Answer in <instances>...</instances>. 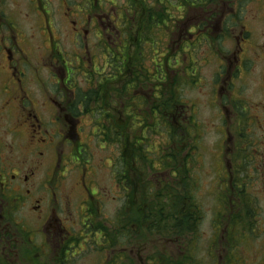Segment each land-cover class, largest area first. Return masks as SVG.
<instances>
[{
	"label": "flooded vegetation",
	"instance_id": "flooded-vegetation-1",
	"mask_svg": "<svg viewBox=\"0 0 264 264\" xmlns=\"http://www.w3.org/2000/svg\"><path fill=\"white\" fill-rule=\"evenodd\" d=\"M12 1L19 11L10 14L17 31L24 29L17 15L35 14L38 23L31 30L39 29L44 44L40 65L31 74L29 58L13 36L16 28L7 20L5 28L0 23V70L9 77L0 87V132L27 148L23 157L14 154L11 144H1L0 134V264H23L19 253L28 244L35 247V236L29 235L21 215L30 206L38 212V227L47 232L41 253L52 245L55 256L60 252L67 258L71 237L55 218V207L45 204L46 192L49 201L62 204L66 193L57 200L53 189L58 186H49L52 179L57 181L62 167L69 172L70 164L87 165L78 142L85 141L79 139L81 131L90 130L88 115L102 131L92 135L103 144L104 131L118 134L114 173L119 189L125 187V157L131 159V172H140V159L130 154L141 143L140 128L156 133L159 122L169 149L157 175L166 173L165 181L178 191L180 178L192 166L202 169L203 128L197 110L172 92L173 52L183 47L197 50L195 84L211 97L206 106L220 124V171L210 192L218 210L213 225L264 223V0H28L29 10L20 6L24 0ZM59 4L65 8L62 19ZM100 67L109 68L110 76L100 74ZM65 142L78 143L67 156ZM46 157L51 173L47 186L38 179ZM81 171L79 184L88 194L90 182ZM181 192L187 195L182 204L186 213L193 194L189 188ZM197 206L200 210L199 202Z\"/></svg>",
	"mask_w": 264,
	"mask_h": 264
},
{
	"label": "rangeland",
	"instance_id": "rangeland-1",
	"mask_svg": "<svg viewBox=\"0 0 264 264\" xmlns=\"http://www.w3.org/2000/svg\"><path fill=\"white\" fill-rule=\"evenodd\" d=\"M1 5L3 15L0 19L3 21L0 23L4 24L11 22L16 28V30H14L13 36L15 37L17 35L16 41L21 47L22 51L28 56L30 61L28 65L31 67V74H34L35 68L40 65V58L38 55L39 49L44 44L43 40L40 38V35H38L39 29L36 28L31 30V27L37 25L38 20L36 19L35 14L26 15V11L23 14L21 13L20 15H17V17L21 19L18 20L19 23L17 22V24H20L24 28L22 31L20 30L18 32L15 21L10 18L11 13L19 12L16 10L18 8L16 7V3L12 0H6L1 2ZM21 5L25 6L26 10H29L28 7H26L30 5L28 0H24L20 6ZM59 8L58 15L59 18L62 19L64 17L65 8L62 9L60 4ZM5 20H7V22H5ZM60 26L65 30L63 25L60 24ZM10 34H12V31L9 30L8 35ZM14 37L12 38L13 41H15ZM99 62L101 63V60H99ZM152 67L153 66H150L149 68ZM174 69L172 88L174 91L180 89L177 93L178 98L182 101H185L189 106H194V108H196L198 120L200 121V125L203 128V136L200 140L202 145V169L196 171V167H198L200 164L195 165V167L190 170L185 178H180L178 186L179 191L190 188L194 198L202 207V220L200 221V224L196 226L197 228L195 238H198V242L197 253H195L193 261H197L199 264H212L213 262H218L219 264H258L259 261L257 259L259 257L264 258V227L261 224L253 226L254 230L252 234L248 233L243 226L236 224L231 226L222 225L224 229L220 231L222 235L219 238L220 242H218L215 247L213 246L214 226L212 219L218 210L212 203V196H210V192L216 187L214 186L215 177L217 180V171H220V169H218L216 160L218 153L216 145L222 140L219 129L220 124L219 122L215 123V113L210 107L206 106L211 97H209L206 93L203 95L201 90L199 91L196 85H188L181 78L182 76H180L181 68L176 67ZM110 71L111 70L107 67H100L99 73L103 76H110ZM185 75L193 82L198 81V66L195 62H193L190 67L187 68ZM8 78V74L1 72L0 70V87L3 86L4 82H7ZM0 118L2 117L0 116ZM91 118L92 123H90ZM85 122L90 127V130L86 127L83 131H81L79 139L85 141L78 143L83 149H85V152L82 154V156L83 160H87V165L85 164L83 165V168H79L76 163L70 164L67 168L69 172H63L64 167H62V169L58 170L60 175L58 176L57 181L56 179H52L54 184L49 185L52 189L54 188L55 184L58 186V189L53 190H55L57 193V200L59 199V201L60 193H66L62 194L63 203L60 204V202H56L55 198L53 201H49V193L46 192L47 190L45 189L41 191L47 193L45 204L50 202V204L55 207V218L61 220L60 223H62L63 228L71 232V234L76 237H79V233H82L83 235V238L80 239L78 243H75L74 245L72 243L68 244V246L73 245L74 250L77 247L76 252L79 254L75 255V257L67 258V260L64 261L65 264H100L101 257L99 258L97 255L100 246L99 244L95 243V241L98 242V237L100 236L98 225H104L106 227L107 234L110 235L112 226L116 223L117 219L120 218V215H125L127 213V210L123 209L124 198L126 195L125 191H127V194L130 196L136 197L137 194H139L140 183V191L142 192V187H144L146 183H149V179H152L151 187H154L155 189H157L159 186L158 180L162 179L165 182V180L168 179V175L166 173L164 175H157L154 172H151L150 165L147 166L150 170L149 174L144 178L141 174V171L135 167L140 172H135L134 175L132 172L130 173L128 189L125 188L123 191L120 188V196H118V199L114 200L113 196H117V189H119L117 188V179L116 174L114 173L119 154L118 146L115 143L107 145L98 143L97 136L92 135V132L94 134L99 133L97 127L94 126V117H91V115L86 116ZM91 124L95 127V130L92 128ZM159 126L162 128L161 122H159ZM161 133L162 131H158L156 135H151L148 134L146 130H142L141 132V138H144L143 141L145 144L147 143L146 139H151V142L148 143L150 145L145 147L144 150L148 149L149 151H152L155 149L154 155L160 152V154L156 156V160L158 157L162 156V151H164L168 146V138L166 134L164 137H160ZM0 134L2 136V145L11 144V146L14 148V154H18L20 157L26 155L27 148L25 146H20L23 144V141L17 142V139L12 140L10 136L4 134V131H1ZM3 141L6 143H3ZM63 142L64 141H61V143ZM68 145L69 144L66 143V146ZM76 145L75 147H73L74 145H69L67 148H65V156H67L72 149H76ZM78 155L79 154L76 153L75 156ZM148 155L154 156L152 153H149ZM196 156L197 152L195 151L193 159L194 161L196 160ZM43 163L44 167L38 173V179L41 184L47 186L48 179L51 175L49 171L50 163L48 162L47 157L44 159ZM153 165L156 166L155 163H153ZM141 166H143L142 163ZM81 170H83L85 177L88 176L87 179L90 182V187L92 188V197L102 203L94 202V198L89 199V202L86 200L89 198V195H86L87 187L79 184L80 175L82 176ZM44 171H46L47 175L44 173ZM61 175H64V177ZM156 178L157 180H155ZM141 192L140 196L142 194ZM96 194L98 197H96ZM65 202L67 203V206L64 205ZM121 209L123 210L119 211ZM22 213L23 214L21 215L25 220V229L30 231L32 236H35L36 249H32L33 246L28 244V248L19 253L20 260L23 262V264H60V260H62V258L55 256L57 248L53 247L52 245L45 249L44 255L41 253L40 243L45 239V234L47 232L46 230L39 228L34 220V217L38 214V212L33 210L32 206H30L29 208L23 210ZM129 217L131 219L130 221H134L136 219L135 213L131 211L129 213ZM91 224L94 226L91 227ZM117 227L118 229L116 231H121L117 242H114L116 241L115 238L112 239V243L108 242L107 245L109 251L113 248H121L126 250V253L129 255L130 259L124 260V264H132V262L133 264H148L147 260H149L151 255H156L157 251L161 252L162 250H166L168 254L165 252L164 256L166 255L167 258H169V256H173L175 253V245L167 242L164 243V241H169L171 237L166 235L162 236L163 238H161L157 236V234L151 235L150 231H147V228L149 227L148 223L144 225V228H142V230L139 232L137 228L132 229L131 227H127V225L122 226L119 224ZM1 231L2 230L0 229V232ZM95 231H97V233H95ZM139 233H144V238L141 239ZM255 233L256 236H253ZM95 235H97L96 238ZM111 235L113 234L111 233ZM162 239L164 240L162 241ZM84 240H86V242ZM136 248H141L140 252H137ZM182 249L183 248H180V250H178V255H181L179 251L181 252ZM213 255H215V259H213ZM15 264H18V262Z\"/></svg>",
	"mask_w": 264,
	"mask_h": 264
},
{
	"label": "trees",
	"instance_id": "trees-1",
	"mask_svg": "<svg viewBox=\"0 0 264 264\" xmlns=\"http://www.w3.org/2000/svg\"><path fill=\"white\" fill-rule=\"evenodd\" d=\"M172 92H174L173 88ZM103 135L106 142H117L116 139H118V134L116 131L106 130L103 132ZM145 147L148 146H144L141 144L133 145L130 154L132 153L134 157H138L140 159V163H142L144 167L145 165L146 167L150 165V167L152 168V162L148 160L147 156L153 150L148 151L146 149V151H144ZM144 167L142 166L140 168L141 173L142 171L145 173V169L143 170ZM131 169V159L127 161L125 157V169L123 171L122 180L125 183L126 187L129 185ZM134 172L136 171L133 169L132 173ZM141 193L142 194L140 199L136 201L137 196L132 197L127 194L126 191L125 204L123 209H126L128 214L126 213L125 215H120V217L123 218V226L127 225V227H131L132 229L137 228L139 232L142 230V228H144V225L148 223L149 227L147 228V231L149 230L151 235L157 234V236L161 238H163L162 236L169 235L171 239L169 241H164V243L167 242L175 245V253L173 254V256H169V258H167L166 255L164 256L166 250H162L161 252L157 251L156 255L153 254L149 258L151 264H199L197 261H193V259L195 257V253H197L198 238H195V234L197 228L196 226H198L200 224V221L202 220V207H200V210L198 209L197 202H195L193 199L194 197L187 198V201H189V208L187 209V212L184 213V211L182 210V204L185 203V197L187 195L181 191L170 189V187H166L165 185L157 189H155L154 187L151 188L149 185H145L144 187H142ZM123 209L119 211H122ZM130 211L134 212L136 215V219L134 221H130ZM116 224H120V218L117 219ZM117 226L119 225L114 224L112 226V231L109 235L107 234V230L104 231L103 227L100 225L101 229L99 233L102 232L103 235L105 234L111 243L113 242L112 239L115 238L116 241L114 242H117V239L121 234V231H116L118 229L116 228ZM222 229L224 228L222 227V224H220V226L216 227L217 232L213 230L214 247L218 242H220L219 238L222 236L220 231H222ZM244 229H246L248 233L252 234L251 224L246 225ZM111 233L113 235H111ZM140 236L142 239L144 238L143 236H145V234L141 233ZM163 240L164 239H162V241ZM180 248L183 249L181 252L179 251L181 255H178L177 252L178 250H180ZM140 249L141 248H137V251H140ZM215 258V255H213V259ZM217 263L218 262H213L212 264Z\"/></svg>",
	"mask_w": 264,
	"mask_h": 264
}]
</instances>
